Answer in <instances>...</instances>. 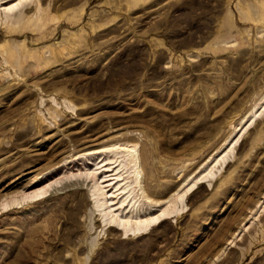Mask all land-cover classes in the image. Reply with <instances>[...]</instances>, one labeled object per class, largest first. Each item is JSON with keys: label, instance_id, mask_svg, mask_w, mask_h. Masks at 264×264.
<instances>
[{"label": "rangeland", "instance_id": "1", "mask_svg": "<svg viewBox=\"0 0 264 264\" xmlns=\"http://www.w3.org/2000/svg\"><path fill=\"white\" fill-rule=\"evenodd\" d=\"M4 1L0 264H264V0ZM232 147L134 235L84 176L134 148L154 213Z\"/></svg>", "mask_w": 264, "mask_h": 264}, {"label": "bare ground", "instance_id": "2", "mask_svg": "<svg viewBox=\"0 0 264 264\" xmlns=\"http://www.w3.org/2000/svg\"><path fill=\"white\" fill-rule=\"evenodd\" d=\"M0 1L5 2L4 0ZM26 1L17 0L15 3L4 5L2 10L9 18L14 9L19 8ZM233 149L232 147L229 149L230 151L222 154L209 172L202 177H197L198 179L194 183L192 182V185L185 192L178 191L169 199L167 198L166 205L164 204L165 207H159L161 209L154 213H151L152 211L150 212L147 208L145 209V206L154 207L160 201L152 199L141 183L140 159L134 148L126 150L113 162L105 163L102 170L98 167H87L84 176L95 179L96 174H98V178L100 177L99 181L98 178L94 180L92 199L94 200L93 204L100 211L101 219H104V222L120 230L125 235H134L143 233L162 219L174 216L175 212L184 210L187 207L185 204L186 195L199 185V182L206 181V183L208 182L207 186H211L212 182L222 172L226 160L233 153ZM102 151L105 150H93L89 153H101ZM120 151L115 152V155L120 154ZM79 175H82V173ZM180 202L183 203L182 208H178Z\"/></svg>", "mask_w": 264, "mask_h": 264}]
</instances>
